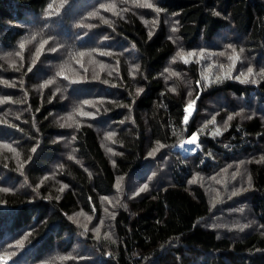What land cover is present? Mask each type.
Returning a JSON list of instances; mask_svg holds the SVG:
<instances>
[{"label": "trees", "instance_id": "trees-1", "mask_svg": "<svg viewBox=\"0 0 264 264\" xmlns=\"http://www.w3.org/2000/svg\"><path fill=\"white\" fill-rule=\"evenodd\" d=\"M193 100L185 124L178 111ZM193 133L195 151L175 149ZM222 175L236 195L231 229L223 217L208 223L221 215L206 186ZM124 180L146 187L115 210L108 233L76 223L80 210L99 217ZM5 255L264 264V0H0Z\"/></svg>", "mask_w": 264, "mask_h": 264}, {"label": "rangeland", "instance_id": "rangeland-1", "mask_svg": "<svg viewBox=\"0 0 264 264\" xmlns=\"http://www.w3.org/2000/svg\"><path fill=\"white\" fill-rule=\"evenodd\" d=\"M185 108L186 106L182 107L181 109H179L178 114L184 119V116L186 115L185 112ZM196 109V103L194 105V109L189 117H192L194 111ZM188 120V121H189ZM191 137L183 140L182 142H180L178 145L175 146V149H179L182 152H193L196 150V147L198 146V142L196 145L193 144H189L187 143V141L190 139ZM176 151V150H175ZM159 168L154 169V171H158L159 172ZM163 169V168H161ZM222 173H224V171H222ZM145 172H141L140 177L144 176ZM156 177L158 176L157 172H155ZM151 178H153V174H151V177L149 178L147 176V181H146V186H150L152 183ZM142 182L141 181H135L133 183V185L129 186L127 184V180H124L123 182H119L117 188L115 191H113L112 193L108 194L107 196L102 197L101 199V212L99 213L100 216L99 217H94L91 216L89 213H87L86 211L80 210L78 212H75L73 214L75 221L77 224L81 225V226H86L87 224H91V230L94 231V233H99L100 235L101 233L105 232L108 233V229L109 227H112V216L115 213V210L118 209L121 204L126 203V201L132 196H137L138 194H140L141 189H145L144 185H141ZM207 190L209 192V194H214L217 195V200L220 201V204L218 205L219 207V211H220V215L221 216H211V218L208 220V223L210 225H217L220 226V224H224V222L222 221L221 217H223V219L228 222V224L230 225L228 227V229H231V226L233 225V222L230 220V209L231 210H236V208L233 207H229L232 203H234V200L232 199L231 196H236L233 194V192L228 190L227 184L225 182V175H222L221 177L217 178V179H212L208 182L207 184ZM226 193V196H224ZM242 201V200H240ZM246 212H242L240 213V218L241 217H245L244 214ZM237 217H239V214H237ZM243 219L239 220L237 222V227H235V229H239V231H243V226L242 223L240 225V227L238 228V225L240 224V222ZM250 224H252V222H250ZM102 230V231H100ZM110 234V233H109ZM77 239V238H76ZM77 248H84L86 250L89 251L88 246H85L83 243H76L75 246L72 247V250L77 249Z\"/></svg>", "mask_w": 264, "mask_h": 264}, {"label": "snow or ice", "instance_id": "snow-or-ice-1", "mask_svg": "<svg viewBox=\"0 0 264 264\" xmlns=\"http://www.w3.org/2000/svg\"><path fill=\"white\" fill-rule=\"evenodd\" d=\"M147 7H152V5L151 4H147L146 5ZM159 11V10H158ZM173 31H175V29H173ZM20 47L23 49L24 48V44L22 43L21 45H20ZM235 51V50H234ZM241 51H243L242 49H241ZM81 57H83L85 54L84 53H80L79 54ZM178 55H180L181 56V58L182 59H184V62L185 63H188L189 61H188V57L187 56H184L182 53H178ZM189 56H195L196 54L195 53H189L188 54ZM203 56V54H201V57ZM239 57L237 56L236 57V59H238ZM81 67H83V65H81ZM30 70V69H29ZM85 71H87V69H85ZM166 71H167V69H166ZM252 69L251 68H249L248 69V73H247V75L245 76V80H247V78H248V76H251V74H252ZM172 75H177V73H175V72H173L172 73ZM243 75V74H242ZM65 79H67V77H64ZM217 79H219V77H217ZM73 83H76V82H79V81H72ZM49 83H51V81L49 82ZM143 91V89H138L137 90V94H139L140 92H142ZM89 102L88 101H85V104H88ZM194 105H195V100H193V101H191L187 106H186V108H185V112H186V115L184 116V123L185 124H187L188 123V120H189V117H190V115H191V113H192V111H193V109H194ZM82 115H85V116H89V115H91V114H89V113H81ZM94 118V117H93ZM229 119H231V117H229ZM213 123H214V121H213ZM217 134H219V130H217ZM198 133H193L192 134V136H191V138L187 141V143H189V144H193V145H196L197 144V142H198ZM13 151H14V149H13ZM33 151H35V149H33ZM71 158V157H70ZM146 187V186H145ZM144 189H141V191H143ZM3 191H5V192H7L8 191V189H4ZM234 195H235V193H234ZM18 246H22V242L20 243V244H18ZM9 259H11V257L10 256H7V255H5V256H2V257H0V260H2L3 262H4V264H7V261L9 260Z\"/></svg>", "mask_w": 264, "mask_h": 264}]
</instances>
